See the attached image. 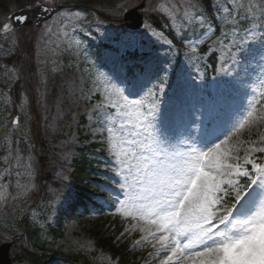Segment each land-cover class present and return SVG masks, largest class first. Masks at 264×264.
I'll use <instances>...</instances> for the list:
<instances>
[{"label":"snow or ice","instance_id":"1","mask_svg":"<svg viewBox=\"0 0 264 264\" xmlns=\"http://www.w3.org/2000/svg\"><path fill=\"white\" fill-rule=\"evenodd\" d=\"M36 7L48 11L44 4ZM161 11L170 21L171 38L147 23L145 30L167 44L169 54L182 45L188 61L207 66L217 56L229 79L205 99L179 61L143 42L140 25L107 35L100 64L106 71H98L90 90L101 99L89 115L101 116L93 134L103 138L109 159L90 182L100 191L85 195L112 203L103 193L112 195L115 185L116 211L143 222L139 231L145 235L136 243L165 253L161 264H264V164L249 155L241 163L239 150L230 145L232 133L253 115L243 104L247 89L256 82L264 86V0H174ZM9 19L29 22L23 11ZM0 32L14 33V25L3 23ZM11 123L18 126L20 118ZM210 123L226 130L209 136ZM253 151L264 153V147ZM27 168L34 178L30 154ZM10 187L0 183V202ZM16 187L13 199H21L27 187L19 180ZM74 199L70 193L54 210L66 213ZM56 219L49 217L52 224Z\"/></svg>","mask_w":264,"mask_h":264},{"label":"rangeland","instance_id":"2","mask_svg":"<svg viewBox=\"0 0 264 264\" xmlns=\"http://www.w3.org/2000/svg\"><path fill=\"white\" fill-rule=\"evenodd\" d=\"M56 1L66 7L62 13L78 11L81 16L76 18L60 13L37 32L34 27L11 34L0 32V176H3L0 183L11 185L5 191L8 198L0 202V244L16 240L24 233L20 224L24 223L28 230L30 222L40 228L48 243L52 242L46 250L53 261L47 264H60L59 260L68 264H161L165 253L157 255L150 243H136L145 235L139 231L144 226L143 222L116 211L118 205L114 203V198L119 189L115 185L110 200L113 202L106 206L104 218L94 215V211L86 218L78 214H62L54 210V204L70 194L76 159L94 161L97 173L103 171L109 159L103 138L93 134L102 124L101 116L89 115L93 105L101 99L90 90L98 71H106L100 67L102 55L108 46L106 36L125 29L124 13L144 2L146 5L142 13L145 24L158 31L154 23L156 15L168 20L161 9L174 0H86L87 5L78 4L80 0H52L48 5H55ZM16 10L14 3L7 6L0 16V27L8 22L9 15ZM167 24V30H171L169 20ZM46 29H51V32L47 33ZM139 31L144 33L145 44L151 46L155 43L161 57L171 55L179 61L185 75L201 85L199 94L205 99L209 94H217V85L229 79L221 71V68L226 71L227 66L222 65L217 56L215 67L210 59L206 60L207 66L205 61H188L182 45L177 44L169 54L167 44L157 42L150 30L146 31L143 26ZM32 41L33 45H29ZM100 47L104 48L96 51ZM13 55L20 61L17 69L3 64L5 58ZM30 65L34 72L29 73L27 83L25 75ZM21 76H24L22 94L15 103V92L10 90ZM252 80L256 81V74L252 75ZM260 86L256 82L247 89L243 104L253 115L230 138V145L239 150L241 163L245 155L259 163L257 156L263 154L253 151L254 148L264 147V86L259 89ZM236 106L241 105L237 102ZM17 113L21 116V123L14 127L12 116ZM243 114L247 115L246 112ZM224 130L223 124L213 126L210 123L206 133L215 137ZM38 152L46 160L43 175L37 162ZM17 154L24 159L17 161ZM29 154L34 166V178L27 168ZM246 166L251 168V165ZM48 175L58 185L42 180ZM108 175L112 174L109 172ZM18 180L27 187V192L21 199H13L18 194ZM244 182L241 180L242 184ZM33 184L35 187L31 186ZM51 216L57 218L54 224L49 221ZM5 237L12 240H5ZM103 240L116 247L125 245L128 249L126 255L130 254L128 261L118 262L114 259L108 250L101 247ZM16 254L21 257L19 251ZM134 256L137 258L134 259Z\"/></svg>","mask_w":264,"mask_h":264},{"label":"trees","instance_id":"3","mask_svg":"<svg viewBox=\"0 0 264 264\" xmlns=\"http://www.w3.org/2000/svg\"><path fill=\"white\" fill-rule=\"evenodd\" d=\"M52 0H0V14L2 11L7 9V6H9L10 3H14L18 9L22 8H28L40 3L44 2H51ZM111 0H106V2H110ZM57 3H60V1H56ZM83 5H87V1L83 0L81 1ZM167 20L165 18H162L160 16H156V19L154 21L157 28H160L162 24H164ZM14 61V60H13ZM85 163H79L78 168L76 170V176L80 182H83V180L93 181L92 173L86 170ZM87 166V165H86ZM96 192V188H94L91 184L85 182L84 186L81 188L80 192H77L75 196L77 197V202L72 204L71 208H73L75 205H79L80 203L90 202L92 205H96V207H99L94 200L90 199L86 193H92ZM16 243V250L21 253L20 260H23L25 264H44L47 260V258L43 255L45 252L46 247V241L43 239V237L38 233L37 229H34V226L28 225V239H26V242H24L22 238H17ZM103 246L105 249L110 250L115 256H120L122 259H128L129 254L125 255L124 252H126L124 249L125 247H115L114 245H111L110 242L107 243V241H104ZM43 253L42 256L40 253ZM16 257L18 254H16ZM17 257V258H19Z\"/></svg>","mask_w":264,"mask_h":264},{"label":"water","instance_id":"4","mask_svg":"<svg viewBox=\"0 0 264 264\" xmlns=\"http://www.w3.org/2000/svg\"><path fill=\"white\" fill-rule=\"evenodd\" d=\"M45 7H47V6H45ZM47 9H48V11H44L43 8L35 7L32 10H22L23 14L28 16L29 22L25 25V24H20L16 21H12L14 27L17 28V27L28 26V25L32 24V22L30 21V16L32 15V20H34L36 22V26L38 28H40L43 22H46L49 19H51L55 14L60 12L62 8L61 7H53V8L47 7ZM140 9H141V7L135 8L131 11H128L124 15V20H125L126 26L129 29L134 28L137 24L140 25L139 28H141V26L143 24V17L138 14V10H140ZM22 11L17 12L15 14L19 15V14H21ZM10 247H11L10 244H3L0 246V264H12L10 257H9Z\"/></svg>","mask_w":264,"mask_h":264}]
</instances>
